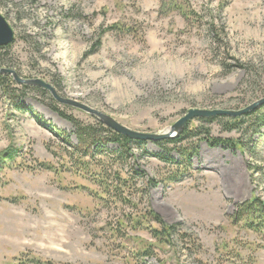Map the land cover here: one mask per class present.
<instances>
[{
	"label": "rangeland",
	"instance_id": "obj_1",
	"mask_svg": "<svg viewBox=\"0 0 264 264\" xmlns=\"http://www.w3.org/2000/svg\"><path fill=\"white\" fill-rule=\"evenodd\" d=\"M0 14L15 33L2 69L55 82L132 131L160 134L189 110L264 98V0H0ZM4 85L0 264H264V221L252 230L238 218L246 204L264 207V121L245 151L185 142L197 147L185 172L150 142L118 160L104 141L85 157L51 106L99 121L12 77ZM8 151L15 159L2 162ZM153 216L174 227L169 238L153 237L163 230Z\"/></svg>",
	"mask_w": 264,
	"mask_h": 264
},
{
	"label": "trees",
	"instance_id": "obj_2",
	"mask_svg": "<svg viewBox=\"0 0 264 264\" xmlns=\"http://www.w3.org/2000/svg\"><path fill=\"white\" fill-rule=\"evenodd\" d=\"M10 46L6 48H0V68H5L7 57H6V50ZM11 77L6 75H0V84L2 85L3 89L6 88L4 85V81H8ZM54 87L56 90H58V86L55 82H53ZM32 88L27 86H22V89L20 91L24 92L25 89ZM34 88V87H33ZM39 92H42L43 94H48L47 92L43 91L39 88H34ZM18 91V90H17ZM261 95V97H264V92L258 94ZM254 96L251 99V103L254 102V100H259L260 96ZM52 109L58 113L60 116H62L64 119L68 120L76 129L77 132V139L80 141V143L86 147L85 151V157H88V154L90 150L94 147H99L100 145L104 144V141H112L116 145H118L122 151L121 154H119L118 160L126 158L127 154H129L130 151H132L133 145H145L146 142H137L130 140L120 134H117L108 128H106L104 125L97 123V126L93 125H85L81 124L78 120H76L72 116L66 115L63 111L59 109L57 105H52ZM20 110L22 107L19 108ZM264 121V106L258 108L257 110L243 116L240 118H227V117H216V118H210V119H198L195 122L199 124V126H196V128H191V124L194 122L188 124L186 128L183 130V132L179 135L178 138L172 139V140H163L154 142L153 144L159 148L160 150H163L170 154V152H176L185 162L183 165L180 162H176L173 159L166 158L163 156H159V158L162 161L170 162L171 164H178L177 168L186 167L185 172L190 170L191 164L190 161L192 157L195 155L196 152V145H187L184 147L185 142L188 141H195L198 143V141L205 142L209 147L216 148L221 147L223 149H230V150H244L246 149V143L244 142V138L246 136L249 137V142L252 143L254 137L257 135L259 128ZM212 125H218L223 133L232 134L236 132L237 134H242V136L239 139H223L220 137H213L211 134V129L209 128ZM190 144V143H189ZM173 147V148H170ZM16 151H8L6 155H2V162L4 161H11L15 159ZM1 162V163H2ZM180 166V167H179ZM183 173V170H182ZM176 181L174 177H170V182ZM255 204H246L245 207H242L243 210H241L240 213H238V218H244L246 221L248 220V225L252 230L260 229L263 227L260 221H264V207L262 204L258 202H254ZM242 216V217H241ZM154 222L157 224L163 226V230L161 232L154 230L152 232V235L155 239H162L164 240L167 236L168 238L171 236V234L174 231V227L168 229L164 226L161 219L157 218L156 216H153ZM35 264H39V262H33Z\"/></svg>",
	"mask_w": 264,
	"mask_h": 264
},
{
	"label": "water",
	"instance_id": "obj_3",
	"mask_svg": "<svg viewBox=\"0 0 264 264\" xmlns=\"http://www.w3.org/2000/svg\"><path fill=\"white\" fill-rule=\"evenodd\" d=\"M15 41V33L10 27L6 19L0 14V48H6L12 45ZM0 75H7L14 78L18 85L40 88L51 94L53 99L62 106L74 108L80 110L88 115H90L95 120L99 121L106 128L111 131L120 134L130 140L139 142H158L163 140H172L179 137L188 124L194 122L198 119H210L216 117H227V118H240L243 117L260 107L264 106V98L255 102L254 104L247 106L246 108L238 111L233 110H199L192 109L189 110L186 115L181 118L176 124H174L168 131L160 134H148L132 131L127 127L119 124L110 116H107L99 111H96L84 104L78 103L76 101L65 99L54 89L53 86L44 82L43 80H27L22 79L18 74L9 69H0Z\"/></svg>",
	"mask_w": 264,
	"mask_h": 264
}]
</instances>
